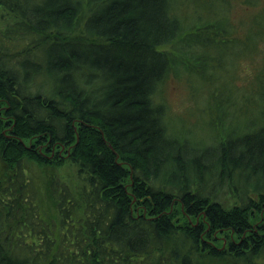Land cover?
I'll list each match as a JSON object with an SVG mask.
<instances>
[{
    "label": "trees",
    "instance_id": "trees-1",
    "mask_svg": "<svg viewBox=\"0 0 264 264\" xmlns=\"http://www.w3.org/2000/svg\"><path fill=\"white\" fill-rule=\"evenodd\" d=\"M224 3L0 0L18 18L0 31V264H257L264 68L237 103L246 128L223 107L233 89L211 94L209 142L167 128L156 98L180 67L204 75L203 59L216 69L257 46L264 10L240 39ZM30 162L77 168L52 218Z\"/></svg>",
    "mask_w": 264,
    "mask_h": 264
},
{
    "label": "rangeland",
    "instance_id": "rangeland-1",
    "mask_svg": "<svg viewBox=\"0 0 264 264\" xmlns=\"http://www.w3.org/2000/svg\"><path fill=\"white\" fill-rule=\"evenodd\" d=\"M226 1L227 3H224V6L227 5L229 9L228 17L233 27L237 28L233 29L236 30L238 38L243 39L249 31L248 29H257L253 27L254 20L256 18L258 21L260 13L264 10V0H259L257 4L245 3V0ZM16 20L18 18L12 11L0 5V31H3V34L7 33L8 28ZM14 37L17 40L21 39V36L17 34ZM256 40L257 46L252 51L249 50V52L245 53L238 51L234 55L229 54L227 61H224L219 68L214 69L211 60L203 59L202 63L205 65L204 75H202V69L197 66L195 67L198 70L194 66L192 69L180 67L177 73L173 71L168 74L156 93V98L163 101L165 106L164 121H166L167 128L185 135L188 133L189 138L197 141L203 138L207 142L212 141L210 136H213V132L209 128V121L211 120V115L214 114V110L211 107L216 100L213 101L211 94L216 92L217 95L223 98V96L229 94V91L226 92V88L229 87L233 89V94L230 93L231 99L229 98L227 102H224L226 105L223 107L227 110V116L230 117L233 114L238 116V120L233 121L234 124H238L239 128H246V117L241 113L242 108H237V103L242 102L247 97L253 99L256 95L253 94L252 85L256 78V72L264 68V35L256 37ZM44 52L45 50L42 48V51H39L36 57H42ZM206 59H212V56L207 55ZM249 109L253 110L252 107ZM258 124L260 125V123L255 125L257 126ZM28 171L36 183L41 184L42 193L39 195L41 201L39 202L43 209L50 213L49 216L51 218L55 214L56 185L58 186V183L65 182L75 192L79 191L80 179L77 174V168L69 163L59 165L57 168L50 170L42 168L37 163L32 164L30 162ZM9 174L10 172L8 176ZM6 177L7 174L1 177L3 183L6 181L4 180ZM228 200L230 203L233 202V194L229 196ZM175 239L183 250L189 246L185 240H178L179 238L177 237ZM256 258L257 264H264V251ZM202 264L212 263L203 262Z\"/></svg>",
    "mask_w": 264,
    "mask_h": 264
}]
</instances>
